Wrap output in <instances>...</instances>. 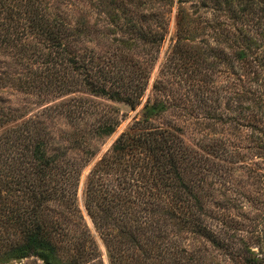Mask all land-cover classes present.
I'll return each instance as SVG.
<instances>
[{"label":"rangeland","instance_id":"rangeland-1","mask_svg":"<svg viewBox=\"0 0 264 264\" xmlns=\"http://www.w3.org/2000/svg\"><path fill=\"white\" fill-rule=\"evenodd\" d=\"M45 4L67 28V59L22 58L0 45V135L29 127L47 157L76 170V217L47 204L62 224L65 263L76 253L77 264H130V254L139 264H250L255 253L264 264V0ZM48 66L52 86L17 80ZM121 70V82L145 85L134 108L90 91L95 82L129 94L115 82ZM90 202L110 226L95 223ZM83 224L93 244L78 260L71 240ZM124 225L136 243L111 235ZM4 230L18 240L11 224Z\"/></svg>","mask_w":264,"mask_h":264},{"label":"trees","instance_id":"trees-1","mask_svg":"<svg viewBox=\"0 0 264 264\" xmlns=\"http://www.w3.org/2000/svg\"><path fill=\"white\" fill-rule=\"evenodd\" d=\"M48 7L45 0H0V20H2V26H6L5 34H2L0 29V45H5L7 50L20 54L22 58L30 55L38 60V57L45 58L48 52L57 51L56 54L60 59L66 60L67 50L63 41L68 35L67 28L60 19L52 15ZM24 41L35 42V44L29 47L24 45ZM57 59L54 56L48 57L46 62L50 66L53 60L57 64ZM69 61L71 64L76 62L74 58H70ZM49 66L47 72L40 73L38 76L36 72H33L30 77L17 80L25 89L39 87L37 83H40L38 80L40 78L48 79L46 84L52 86L55 77L49 75V68H51ZM99 71L104 78L103 81L109 80L105 70ZM118 73L119 75L115 77L118 79L115 82L123 83L120 87L125 88L126 91L131 88L132 91L129 94L120 91L110 93L105 83L95 82H91L90 91L96 96L124 102L134 108L142 97L145 85H138L135 90L132 88L134 86L121 82L125 77V70ZM2 121L3 118H0V123ZM45 148L46 144L29 127H18L0 135V150L5 149L6 152L0 153V212L6 213V218L0 220V264L29 257H37L44 264H67L64 261V255L68 250L60 242V236L63 235L60 232L63 229L62 224L60 225L59 220L50 216L47 204L58 202L76 217L74 198L76 190L72 189L75 183L71 184L76 177V170L69 165L63 167L57 164L55 158L47 157ZM55 173H60L61 177H56ZM65 183L71 185L65 187L63 186ZM91 203H88L87 210L95 223L110 226L108 216H106L107 219L103 218L99 210L98 212L92 210L96 207H93ZM79 218L83 221L82 216ZM6 224L13 226L18 240L11 243L7 241L4 230ZM123 228L124 230L120 226L116 227L115 230H111V235L117 239L128 235L133 237L132 243H136L137 235L132 236L127 225ZM81 231V240L76 239V236H73L71 240L72 248L77 249L78 260L82 259L89 250L88 245L91 247L93 244L88 227L83 224ZM250 254L254 257L248 260L250 264H262L255 253ZM127 257L126 260L130 264L140 263L139 256L130 254ZM70 263L77 264L76 253L71 255Z\"/></svg>","mask_w":264,"mask_h":264}]
</instances>
